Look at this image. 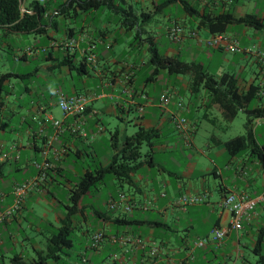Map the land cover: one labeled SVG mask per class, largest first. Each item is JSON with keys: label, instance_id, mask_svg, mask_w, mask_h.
<instances>
[{"label": "crops", "instance_id": "1", "mask_svg": "<svg viewBox=\"0 0 264 264\" xmlns=\"http://www.w3.org/2000/svg\"><path fill=\"white\" fill-rule=\"evenodd\" d=\"M52 1L61 3L66 1V4L73 2L66 14H58L55 19L58 23L59 18L71 15L74 18L78 17L80 20L78 27L68 26L56 38H53L49 32L51 28L57 31L58 27H48L43 33L48 36V43L40 47L33 45L23 49L19 55L15 56V60L23 59L28 62V57H34L42 51L44 62H46L43 65L46 69L66 66L64 73L69 74L71 78L96 77L97 91L85 88L84 84L82 87H77L73 83L69 92L56 90L57 96L59 92L67 95L81 94L86 98L87 103L86 111L82 116L63 114L60 120L66 128L56 132L52 121L59 119L49 109L50 102L43 103L40 99L44 97L43 89L34 85L26 86L25 90L34 93L36 99H31L27 108L18 105L22 114L18 126L22 129L23 135L21 134L20 139H14L7 145L8 147L5 146L7 147L5 151L0 150V161H6L0 177L5 174V166L10 164L13 166L12 170L26 172L23 178L25 181L37 176V163L47 160L52 164V168L49 169L46 180L29 190L25 197L33 194L50 195L52 201L56 202L55 194L52 192L55 186L64 181L72 194L76 181L86 169H92L82 167L81 172H77L76 162L71 155L81 157L84 154L78 147L79 144L84 143L95 152L94 143L99 141L105 149L102 158L95 159V166L107 164L112 154L121 147L123 138L127 134H120L118 125L114 131L108 130L99 117L101 114L114 116L118 121L127 123L130 112L134 111L136 130L140 127L153 128L157 132L148 157L143 159L141 157L143 162L132 174V181L118 183L117 194L120 201L112 195L105 201L108 208L116 210L115 214L108 215L93 209L102 221L101 227L95 231H102L105 235V239L96 250L87 248L92 232L86 236L83 251L73 253L70 250L71 247L61 248L56 258L43 259L48 253L49 241V236L45 235V229L41 228L42 224L45 225V220L40 219L38 223H35L29 217L35 210L24 206V198L21 208L16 213L0 220V264L34 263L37 259L40 260L39 264H80L82 256L88 259L86 264H217L216 260H221L220 264H254L259 259L264 264L262 249L259 254L253 247V251L259 255L258 260L251 261L246 257L243 251L246 245L241 243V233H239L246 223L257 224L256 233L251 234L255 246L259 233L264 230V180L262 179L259 185L260 172L255 169L260 164L264 175V159L259 161L256 156L247 154H244L243 158L239 156L241 159L228 157L227 166H235L234 180H236L229 184L222 177V171L215 159L216 156L227 154L223 145L224 141L243 133L246 121L244 109L238 111L245 116L241 124L242 128L238 127L236 131H233L231 126L235 118L231 121L224 120L217 105L210 103L204 89L196 93L189 90L187 78L178 75L170 76V80L173 79L171 85L154 87L151 90L149 83L154 82L159 75L152 77V68L149 75L142 79V83L137 87L139 78L136 72L145 65L144 58L138 60L136 56L128 54L130 50L126 48L133 29H135L136 40L132 43L129 41L128 44L131 47L139 49L140 46H144L148 51L149 40L157 45L158 33L150 22L153 15L160 14L159 21L167 40H169L167 28L171 24L179 23L184 28V33L178 42L169 40L177 45L176 48L169 46L165 54L168 55L166 52H169L173 53L171 55L181 56V53L185 51L187 58L184 60L200 63L215 77L224 72L235 74L241 91H246L251 85L257 87L254 99L247 107L249 109L264 108V59L262 56L264 54V0H186L196 6L198 12L185 11L180 0H162L157 4V0H108L110 3L105 7L109 9V12L96 16L91 14L97 9L81 10L75 5L78 0ZM30 2L23 0L22 8L29 7ZM134 3L141 5L137 7L133 5ZM146 4L152 5L154 10H148ZM169 5L178 7L177 10H180L178 18L173 17L171 11L165 10ZM226 10L235 16L245 14L255 16L258 22L256 26L239 22L227 25L223 33L230 43L235 44V50L228 49L225 43L209 45L207 40L213 33L199 23L203 14ZM50 14L57 13L49 11L47 17ZM83 14L84 16L79 17ZM116 16H118V24L113 27L112 22ZM191 31L194 34H190ZM4 38L5 35H1L0 50L5 45ZM115 50L121 51L124 54L123 57H121L122 54L117 56ZM91 56H93L92 60L89 59ZM212 62L214 66L211 65ZM111 65L118 66V69L111 70ZM77 67L80 69L77 70ZM38 71L39 67L23 75L8 69L0 71V76L8 74L2 81V89L6 86L10 87L12 76H25L32 83ZM184 89L188 90L189 94L187 103L183 100ZM163 91H167L169 95V103L166 107L159 104V95ZM11 93L10 89L6 90V88L3 96L0 93V111L6 106L5 100L9 102L12 99ZM97 99H104L105 102L95 108L92 102ZM178 102H181L182 107L178 106ZM140 105L143 107V112L138 114L136 109ZM172 114L184 116L187 119L186 133L189 145L186 144L183 135L175 129L171 120ZM72 124L78 128L76 134L68 129ZM201 127L206 134L203 135V146L197 147L193 136ZM0 128L1 130L5 128L4 122L0 123ZM252 128L264 158V115L252 120ZM81 131L85 135L81 134ZM171 131L177 132L184 147L190 149L184 156L186 158L184 168H181V164L175 157L176 141L172 138ZM114 139H117V149L110 145ZM0 147L3 148L4 145ZM157 150L169 152L168 162L154 157ZM252 157L254 158L251 159ZM30 169L32 171L27 173ZM210 177H212L213 186H210ZM16 183L19 182H12L9 195L6 196L0 192V212L5 211L12 204V188ZM124 184L132 191L128 197L124 193ZM215 192L219 197H215ZM228 192H233L240 197L258 198V201L254 209L249 212V216L242 221L238 231L229 230L219 243L207 242L202 246H196L194 242L197 238L207 236L214 227H226L228 224L230 212L220 206L221 198ZM181 194H197L203 200L180 206L176 200ZM84 197L91 199L89 194L78 199L77 213L81 215L88 205L83 203ZM112 202H115V205L112 206ZM68 204L69 202L64 204L66 209ZM127 205H130V210H126ZM124 210L129 213L122 215ZM62 217L56 216V222L61 223ZM122 217L123 220H120L119 218ZM48 224L56 227L52 223ZM111 224L116 225L117 228L111 230L109 227ZM30 230H35L34 235L37 238H34L31 249H28V242L33 238V235L29 236ZM172 234H176V245L171 243ZM111 235L117 237L116 241L110 240ZM261 241L263 244L264 234ZM152 247L157 249L154 255L149 253ZM102 248L112 251L105 260H98ZM221 249L223 251H220Z\"/></svg>", "mask_w": 264, "mask_h": 264}, {"label": "rangeland", "instance_id": "2", "mask_svg": "<svg viewBox=\"0 0 264 264\" xmlns=\"http://www.w3.org/2000/svg\"><path fill=\"white\" fill-rule=\"evenodd\" d=\"M26 1H32V0H26ZM162 0H157V3H160ZM143 2V1H142ZM141 2V3H142ZM43 3V2H41ZM143 4V3H142ZM134 6H139L141 4L139 3H134ZM148 6V10H154L152 5L146 4ZM195 5H198L195 3ZM138 9V8H137ZM178 7L175 5H169L168 8H166V11H171V15L173 17H179L180 15V10H177ZM103 12L108 13L109 9L106 7L98 8L95 13H92V15L96 16L99 14H102ZM84 16L80 15L79 17ZM103 16V15H101ZM160 14H155L153 15V19L151 20V25L154 28V30L157 31V45L159 48V51L162 53H165L166 48L169 46L172 48H176V44L170 42L167 40L166 36L164 35V32L162 30V25L161 21H159ZM118 16H116L115 20L112 22L113 27H116L118 24L117 22ZM80 20L77 18H74V16H67L65 18H59L58 19V30L55 31L52 28L50 29L51 31L49 34L54 38L60 36V33L64 30V28L68 26H75L78 27ZM131 35L129 36V41L132 43V41L135 42L136 38H134L135 34V29L131 31ZM48 36L43 33H17V32H10L7 35H5L4 38V47L3 49L0 50V71H5V69L12 70L15 72H19L20 75H23L27 72H31L34 68L39 67V71L37 72V76L34 77L33 82L29 79H26L25 76H12L10 77V87H5L6 90L10 89L12 92L11 94V100L6 101L5 104L6 106L1 109L0 111V123L4 122V129L1 130L0 128V146L4 145L3 148L0 147V150L5 151L6 148L14 139H20L21 134L23 133L22 129L18 126L19 121L22 117V114H20V108H18V105H22L23 108H27L29 105V102L31 99H36L35 94L32 92H27L25 90V87H31V86H36V87H41L44 91V97H40V99L43 101V103H49L50 106L49 109L53 111L54 115L60 120V118L63 116V113L59 106L57 105V95L55 91H63V92H69L71 88V84H75L77 87H82V84H84L85 88H91V89H96L95 85L98 81L96 77H91V76H82V77H74L71 78L69 74H65L66 72V66H57V67H52L50 69H46L45 66L43 65L45 61L44 59V53L42 51H39L34 57H28V62H25L23 59H17L15 60V56L19 55L23 49L33 46V45H38L39 47L42 44L48 43ZM127 42L126 48L130 50L127 52L128 54L132 56H136L137 59L142 60L144 58L145 65H143L139 70H137L136 74L137 77L139 78V81H137V87L142 83V79L147 77L149 75V71L153 68V66L149 63V53L144 46H140L139 49L136 47H131ZM168 53V55H171L173 53ZM115 54L117 56L123 57V53L119 50H115ZM182 59H186V52L183 51L180 56ZM139 62V61H137ZM212 62V66H214ZM111 70H117L118 66L116 65H111ZM92 75V73H91ZM93 76V75H92ZM170 76H175V75H169L165 70H161L157 79L154 80V82L149 83V87L151 90L156 87L159 88L160 86H169L173 83V79L170 80ZM183 78H187V76L184 75H178ZM173 78V77H172ZM188 79V78H187ZM84 82V83H83ZM5 88H3L0 93L3 96L5 94ZM117 91L120 89H116ZM183 100L185 103L188 102V90L184 89L183 90ZM205 91V90H204ZM109 101V100H107ZM104 99H97L92 102L94 107H99L98 105L101 103H104ZM217 114V113H216ZM135 112L131 111L128 119L129 121L127 123H122L118 121L114 116L111 115H105L101 114L99 117L101 121L104 123L105 127L110 130L111 132L114 131V128L116 125H118V130L120 134L126 133L127 135L132 134L136 130V126L134 125V119H135ZM245 116L242 113H238V115L235 117V120L233 122V125L231 126V129L233 131H236L238 127L242 128V123L244 122ZM172 133V138L176 141V148H175V157L178 159L179 164H181V168H184L186 164V156L190 149H187L184 147L183 143L180 141V137L178 136V133L175 131H171ZM206 134V131L204 130L203 127L197 130V134H195L193 137L195 138V145L197 147H202L203 146V135ZM23 135V134H22ZM164 141V140H163ZM174 144V143H173ZM7 146V147H5ZM80 149L84 152V154L81 157H75L71 155L72 159L76 162V170L77 172H81L82 167H89V168H94L96 165V160L98 158H102L103 154L105 153V149L102 148V146L99 144V141L97 143H94V151H92L91 147L88 145L81 143L78 145ZM150 146L146 143L143 142L140 146V151L142 153V159L144 157H148V154L150 153ZM73 151V148H72ZM247 156V155H246ZM70 157V158H71ZM154 157L156 158H162L166 162H168V157H169V152L167 151H160L157 150L154 154ZM245 157L243 155L241 158ZM239 158V157H238ZM239 158V159H241ZM252 157L251 159H253ZM216 162L218 163L221 171H222V177L224 178L226 183H234V170L235 166L228 165L227 166V161H228V155L224 154L223 156H216ZM167 166L169 164L167 163ZM9 167V168H8ZM13 166H10V164H7L5 166V174L0 177V192L5 194L6 196L9 195V189L11 187V184L13 181H18L22 182L24 176H26L25 171H14L12 170ZM257 169V172H260V175L258 177V183L260 185L261 180H264V175L262 173V168L259 165L255 168ZM32 169L27 171V173H30ZM248 174V172H247ZM212 177H210V186H213L212 184ZM64 181H62L60 184L54 187L52 192L55 194L56 202L52 201L50 195H38V194H33V195H28L25 197L24 200V206H26L27 209L30 207L34 208L35 212L30 215L29 217L35 221V223H38L40 219L45 220V225L42 224L41 228L45 229V235L50 236L52 233L56 232V228L60 226V222H56V216L60 215L61 217L65 215L66 213V208L64 207V204L69 202L70 204L72 203L70 199V190L69 187L66 185ZM118 182L115 178L112 177L111 174H106L104 178V182L99 184L97 187H94L91 189V191L88 193L91 196V199H87L84 197L83 203H87L88 205L84 209V213L81 215L77 213L76 215L73 216V229L71 232V239H72V246L70 250L73 253H79L84 250V245L86 242V236L87 234H91L94 232L96 229L101 227V219L96 216V214L93 212V209H97L100 211L105 212L108 215L115 214L116 210L110 209L106 206L105 201L112 196L115 197L117 201L118 200ZM264 185V182H263ZM263 185L261 187H263ZM213 188V187H212ZM262 189V188H261ZM124 193L125 196L128 197L129 194H132L131 189L124 184ZM215 197H219L218 193H214ZM252 195V194H251ZM120 199V196H119ZM26 209V210H27ZM27 213V212H26ZM129 213V212H128ZM127 211L124 210L122 212V215L128 214ZM48 223H52L56 227H53L49 225ZM111 230H115L117 228L116 225L111 224L109 226ZM257 229V224L252 223L249 225L246 223L243 229L239 231L241 233L240 236V241L241 243L246 245V248H243V251L246 254V257H248L251 261L258 260L259 255L256 254L253 251L254 247V242L252 241L251 234H255ZM29 236L33 235V238L28 242V249H31L32 242L34 241V238H37L35 236V230L32 231L30 230ZM171 243L172 245L177 244V237L176 234L171 235ZM115 250V249H113ZM101 254L98 256V260H105V257L110 255V252L112 250L108 248H102ZM220 251H223L222 249ZM31 252V251H30ZM262 252L264 253V242L262 244ZM93 260H96L93 258ZM221 260H216L217 264H220ZM206 264H211V263H206Z\"/></svg>", "mask_w": 264, "mask_h": 264}, {"label": "trees", "instance_id": "3", "mask_svg": "<svg viewBox=\"0 0 264 264\" xmlns=\"http://www.w3.org/2000/svg\"><path fill=\"white\" fill-rule=\"evenodd\" d=\"M180 1L185 11L192 10L198 12L196 6L191 5L186 0ZM22 3L23 0H0V38L1 35H6L10 32L45 33L48 27L56 28L58 24L55 17L58 14H66L69 7L73 5V2L66 4V1L61 3L46 0L41 3L38 0H32L29 7L22 10ZM109 3L108 0H78L75 5L81 10L90 11L105 7ZM49 11H56L57 14H50L47 17V12ZM233 22L254 26L258 24L255 16L249 14L235 16L229 10L203 14L199 21L211 33H223L227 25ZM148 44V61L153 66L151 72L152 77L157 76L161 70H165L169 75L187 76L189 90L196 93L200 89H204L210 103L217 105L222 114V118L226 121H231L236 117L240 109H244L246 113L244 131L242 134L224 141V149L228 157H239L247 154L256 156L259 161H263V151L255 140L252 120L255 117L263 116L264 108L249 109L247 107L253 101L257 87L251 85L246 91H241L237 85V77L235 74L224 72L220 76L215 77L198 62L186 61L180 56L162 53L152 40H149ZM79 69L77 67V70ZM7 76L8 74L0 76V91L2 89V81ZM156 132L153 128L145 129L140 127L134 133L124 136L119 149L116 148L117 139L112 140L110 145L117 150L112 154L110 161L105 165H97L92 169H86L75 183V188L70 195L72 203L67 205V210L61 219L60 226L56 228V232L49 236L47 245L48 253L43 259L56 258L59 249L70 248L72 246L71 232L73 229V216L78 212L76 206L77 201L79 198L88 194L92 188L103 183L106 174H111L119 184L130 183L132 181V174L139 169L143 162L141 160L142 153L140 146L143 142H146L152 148ZM5 162L0 161V174L2 173ZM81 213L83 214V212ZM119 219L123 220V217ZM263 234L264 230L259 233L254 246V250L259 254L262 249L261 237ZM87 248L88 250L97 249L89 248L88 246ZM39 261L37 259L34 263L22 262V264H39ZM87 261L88 259L86 263ZM254 264L263 263L259 259Z\"/></svg>", "mask_w": 264, "mask_h": 264}, {"label": "built area", "instance_id": "4", "mask_svg": "<svg viewBox=\"0 0 264 264\" xmlns=\"http://www.w3.org/2000/svg\"><path fill=\"white\" fill-rule=\"evenodd\" d=\"M22 10H24L22 8ZM184 33V28L179 23H173L167 28L168 37L175 42H178ZM190 34H194L193 31L189 32ZM209 45H218L221 43H225L226 47L230 50H235L236 46L233 43L229 42L228 37L224 33H213L212 36L207 40ZM264 59V54L262 55ZM89 59H93L91 56ZM169 103V95L167 91H163L159 95V104L163 107H166ZM86 98L77 93L73 94H64L62 92L58 93L57 105L61 109L64 115H74V116H82L86 111ZM178 106L182 107L181 102H178ZM136 112L141 114L143 112V107L140 105L137 107ZM171 120L174 123L175 129L177 132L183 135L185 142L189 145V138L186 133V129L188 126V121L185 117L179 116L176 114L171 115ZM53 126L56 129V132L63 131L66 127L63 126L61 120L54 119L52 121ZM71 133L76 134L78 132V128L75 124H72L68 128ZM81 134L85 135L82 131ZM38 173L37 176L33 178H29L23 182H19L13 185L12 195L13 201L10 206L6 208L5 211L0 212V220H3L6 217H9L16 213L22 206L25 195L29 190L38 186L39 182H43L47 178V170L52 168V164L43 160L36 164ZM203 198L197 194L186 195L181 194L176 203L180 206H184L187 204H194L201 202ZM258 198L251 197H240L233 192H228L223 195L220 201V206L224 209L229 210L230 219L226 227H214L210 233L202 238H197L194 242L196 246H202L207 242L219 243L226 236L229 230L238 231L241 227L242 221L249 216V212L254 209ZM112 206L115 205V202H112ZM130 205L126 206V210H130ZM105 239V235L102 231H95L91 234L88 240L87 246L89 248H98L100 243ZM117 237L115 235L110 236V240L116 241ZM140 242V239H138ZM157 252L156 247H152L149 253L154 255ZM87 258L85 256L81 257L80 264H86Z\"/></svg>", "mask_w": 264, "mask_h": 264}]
</instances>
